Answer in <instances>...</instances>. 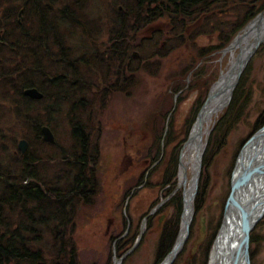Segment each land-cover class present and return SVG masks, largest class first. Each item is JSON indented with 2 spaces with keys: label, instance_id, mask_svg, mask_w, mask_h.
<instances>
[{
  "label": "trees",
  "instance_id": "1",
  "mask_svg": "<svg viewBox=\"0 0 264 264\" xmlns=\"http://www.w3.org/2000/svg\"><path fill=\"white\" fill-rule=\"evenodd\" d=\"M97 1L0 0V125L11 129L0 133V264H82L74 234L79 215L92 214L93 210L87 208L99 202L108 170L94 139L101 131L95 127L101 122L104 96L113 91L109 81L115 78L116 83H124V72L130 71L135 62L141 63L143 69L155 60L157 71L162 60L174 51H186L187 40L195 43L208 39L214 45L195 53L199 62L207 54L226 48L240 26L264 10V0H119L116 13L110 6L107 45L96 47L99 31L94 30L98 20L84 22L81 18L84 10ZM18 11L22 12L21 21ZM230 11L236 17L241 11L246 14L241 24L224 36L225 23L217 17L219 12ZM159 23L165 25L164 33L152 27ZM147 35L153 38L149 46L141 39ZM156 46L165 51L161 53ZM151 48L155 53L148 56ZM263 49L264 44L259 50ZM52 50H60L57 63L52 62ZM133 50H139V58L134 61L129 56ZM194 65L181 70L176 78L186 79ZM200 69L196 75L192 73L199 79ZM99 77L102 81L97 86ZM180 84L171 90L181 92L186 83L183 80ZM29 88L37 89L42 98L24 96L23 91ZM100 91L103 98L93 102V96ZM242 94L238 87L234 96L237 104L228 124L221 129L223 133L235 127L245 114L249 98ZM197 113H193L190 122ZM158 116L163 131L166 114L159 111ZM56 123L67 128L64 143L55 135ZM43 125L54 134L53 145L43 141ZM169 126L163 131L167 130L166 145L170 144ZM162 131L155 139L157 153ZM18 137L26 140L30 148L22 156H15ZM137 144L126 146L119 171H126L139 157L143 149L137 150ZM156 159L153 158L155 162ZM169 162L177 164L174 155ZM122 179L115 176L118 185ZM164 183L170 185L171 180ZM126 191L130 192V188ZM174 205L177 214L178 199ZM151 220L147 219L148 224ZM173 225L164 227L157 240L155 253L159 257L173 246L178 231ZM122 244L120 251L128 249L125 239L118 242V247Z\"/></svg>",
  "mask_w": 264,
  "mask_h": 264
},
{
  "label": "rangeland",
  "instance_id": "2",
  "mask_svg": "<svg viewBox=\"0 0 264 264\" xmlns=\"http://www.w3.org/2000/svg\"><path fill=\"white\" fill-rule=\"evenodd\" d=\"M101 1L98 0L93 5H89L81 18L84 22L85 20L89 22L98 20V25L94 30L99 31L96 47L107 45L110 29L107 21L112 15L110 9L113 7L114 11L119 0ZM219 13L221 14L217 20L222 24L225 23L222 30L224 36L231 28H237L246 14L245 11H241L236 17L231 11ZM21 17L22 12L20 11L18 19L21 20ZM251 21L240 26L241 29L228 46ZM152 27L156 28L158 33H164L166 29L162 23ZM72 30L77 31L74 27ZM141 39L147 46L153 38L147 35L141 36ZM180 39L184 41L183 37ZM241 44L242 41L240 48H243ZM213 45L208 39L198 40V42L196 40L195 43L191 39L187 40L186 51L183 54L182 51H174L162 60V67L157 71L154 68L155 60L150 61L152 66L149 64L142 66L143 69L141 63L139 65L135 62L132 63L130 71L124 72V83H116L115 78L109 81L113 91L110 95L104 96V105L102 102H97L103 105L101 108H104V116H101V122L95 127L101 131L94 139L98 142V149L102 153L105 164L108 165V170L104 176L105 183L102 184L99 202L93 208H87L93 210L92 214L82 212L79 215L74 234L82 264H115L116 260H119L126 251L128 252L135 243L138 231H143L138 244L120 259L119 264H157L160 260L162 261L166 254L161 257L156 255L157 240L160 239L164 227L167 228L174 224L173 226L178 229L175 232L174 242L177 241L181 232L185 196L191 191L193 214L187 239L171 264H208L216 233L225 214V203L230 195L231 182L241 149L249 138L264 126V49L259 50L260 45L246 64L226 105L214 112L211 120L203 126L202 153L198 165H196L195 151L185 149V141L211 90L214 92L217 89L220 79L228 73L239 53V48L225 53L224 48L222 52L207 54L198 62L195 53L198 50H207ZM159 48L155 47L157 50ZM153 49H149L148 56L155 53L152 52ZM52 51V62L57 63L60 50ZM137 51L139 50H133L129 55H133L131 57L133 61L139 58ZM159 51L163 53L165 48ZM193 63L195 67L186 79L176 78L181 70L192 67ZM53 65L50 64V66ZM199 68H201V79L194 77L197 73L195 71ZM193 72H195L194 76ZM183 80L186 88L181 92H173L171 88ZM100 81L102 80L99 77L96 82L97 86L101 84ZM238 87L242 95L249 98V102L239 123H236L237 125L229 132L223 133L221 129L228 124L237 104L234 96ZM97 94L93 96V102L103 98L101 91ZM159 111L166 114L164 129H167V124L170 125L169 129H172L168 137L169 145H166L164 141L167 130L165 133H163L164 129L161 130ZM197 111L196 117L190 122L191 116ZM7 126L6 124L0 125V133L11 130ZM160 131L163 137L160 139V148L157 153L155 139L160 135ZM66 132L67 128L63 124H55V135L60 143H64ZM222 134H224L223 139ZM10 137V135L6 136L8 139ZM6 138L5 143L8 142ZM20 139L22 138L18 137L16 140L15 156H20L17 148V142ZM136 142L138 143L135 145L137 150L143 149L137 155L139 157L135 158L126 171H119V164L122 163L126 146ZM28 151L30 148L27 143L25 154ZM153 151L156 154H153ZM183 151L184 156H181ZM173 155L177 159L175 166L169 162ZM153 158H157L156 162ZM179 161L181 165L185 164L184 172L180 168ZM260 167L264 168V162ZM116 175L123 178L119 185L115 180ZM168 179L171 180L170 185L164 183ZM128 187L130 192L126 191ZM176 199L179 200L177 214L176 205H174ZM149 210L154 211L149 216L152 218L150 224L147 219L143 221L144 215ZM202 219L205 226L204 234L201 232ZM126 222L128 224L125 227ZM201 237L202 239L196 243ZM121 239H125L129 246H127L128 249L120 251L123 244L117 247ZM129 243L132 244L129 245ZM248 253L249 264H264V216L249 233Z\"/></svg>",
  "mask_w": 264,
  "mask_h": 264
},
{
  "label": "bare ground",
  "instance_id": "3",
  "mask_svg": "<svg viewBox=\"0 0 264 264\" xmlns=\"http://www.w3.org/2000/svg\"><path fill=\"white\" fill-rule=\"evenodd\" d=\"M21 5L22 4H20V6ZM255 24H257V20L253 19L251 23L246 26L248 28L245 30V36L241 40L242 47H244L243 45L250 43L259 30H264V19L262 20L260 26L259 24L257 26ZM232 75L233 74H231V76ZM230 82L231 80L228 76H226V78L224 76L220 79V82L217 84V89L211 94V96L213 95L214 97L206 104L197 122L194 123L190 137L184 146L186 150L193 149L195 151L197 159L196 165H198V161L199 158H201L202 153L201 147L203 126L211 120L215 107L218 104H222V101L226 99V86ZM182 155L184 156V151L181 152V156ZM262 162H264V127L257 133L256 137L249 144L244 146L240 156L238 157L234 176L231 182V185L236 188V195L234 197V200L230 203L229 208H227V210L225 211V216L220 223V227L216 233V237L210 252L208 264H244V261L240 256L241 250L238 248L241 234L239 225H247L246 227L252 226L253 228L258 221L255 222L252 221V219L256 218L264 211V172L263 174L259 173L254 177L252 176L250 180L245 177L249 173L255 171L257 168H260ZM180 166L181 169L185 168L184 163H182V165L180 163ZM189 193L187 192L184 200V212L181 222V232L177 238L176 244L174 245L176 246V249L171 252L167 256L166 260H164V262H162L161 264H165V262H167L169 258L173 259L174 257H176L178 251H180L183 247L182 243L186 237L187 228L188 226H190L191 216L193 214V196H191L192 191L190 194Z\"/></svg>",
  "mask_w": 264,
  "mask_h": 264
},
{
  "label": "water",
  "instance_id": "4",
  "mask_svg": "<svg viewBox=\"0 0 264 264\" xmlns=\"http://www.w3.org/2000/svg\"><path fill=\"white\" fill-rule=\"evenodd\" d=\"M263 19H264V12L263 13H260L254 19V20H257V24H255V25L257 26L259 24V26H260V24H261V22H262ZM247 28L248 27H246L245 30ZM244 36H245V33H243V35H241L240 37L237 36L234 39V41L224 50V53H225V52L231 51V50H233L235 48H239V53H238L237 57L235 58L234 62L232 63V65H231L228 73L225 74V78H226V76H228V77H230V80H231V82L226 86V90L228 92V95H227L226 99L224 101H222L223 102L222 104H218L215 107L214 112L215 111H218L222 107H224L226 105V103L228 102V100L230 99L231 92L234 89V87H235V85H236L239 77L241 76V74H242V72H243L246 64L248 63L249 59L251 58V56L253 55V53L255 52V50L264 41V30H262V31L259 30L256 33V35L254 36L252 42L246 44L247 46L245 48L243 47L244 48L243 49V48H240V42H241V40H242V38ZM231 74H233V75L231 76ZM211 94L207 98L206 103L204 104V106L201 109V112L204 110L206 104L214 97L213 95L211 96ZM23 95L26 96V97H28V98H30V99H34V100H39L43 96L35 88L25 89L23 91ZM201 112H199V114H198V116L196 118V122H197V120H198ZM40 130H41V134H42V139L45 142H47L49 144H54L55 143L54 135H53V133H52V131L50 130L49 127L42 126ZM256 135H254V137L251 138L248 142L250 143L256 137ZM249 143H247V144H249ZM17 148L20 151V153L23 155L25 153L26 149H27V142L25 140H23V139L20 140L18 142V144H17ZM199 161H200V158H199ZM199 161H198V164H199ZM182 171L184 172V169H182ZM263 172H264V168H261L260 167V168H257L255 171L249 173L245 178H247V179L250 180L252 178V176L254 177V176H256V174H259V173L260 174H263ZM235 195H236V188H234L232 186L231 189H230V195H229V197L227 199V202L225 203V208H224L225 211L227 210V208H229L230 203L234 200ZM263 215H264V211L261 214H259L256 218L252 219V221L257 222ZM224 216H225V214H224ZM239 226H240V231H241L240 239H239V245H238V248L241 250L240 256H241L242 260L244 261V264H249V253H248L249 233H250V231L252 229V226H248V227H246L247 225H245V226L239 225ZM188 229H189V226L187 228L186 237L183 240V243L182 244H184L185 240L187 239ZM204 231H205V226H204V220L202 219L201 220V232L204 234ZM201 239H202V237L200 239H198L196 243H198ZM181 242H180V244H181ZM175 249H176V246H173L172 249H171V251H170V253L173 252ZM167 256L165 257L164 260H166ZM174 258L173 259L169 258V260L167 262H165V264H171L172 261L174 260ZM164 260H163V262H164Z\"/></svg>",
  "mask_w": 264,
  "mask_h": 264
},
{
  "label": "flooded vegetation",
  "instance_id": "5",
  "mask_svg": "<svg viewBox=\"0 0 264 264\" xmlns=\"http://www.w3.org/2000/svg\"><path fill=\"white\" fill-rule=\"evenodd\" d=\"M180 37H182V35L180 36ZM131 41H132V39H131ZM130 40H129V44H132V42H131ZM131 57H133V55L131 54Z\"/></svg>",
  "mask_w": 264,
  "mask_h": 264
}]
</instances>
